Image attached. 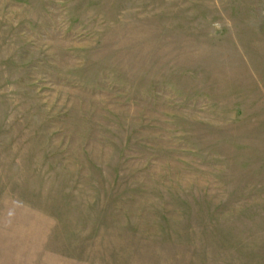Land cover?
<instances>
[{
    "label": "rangeland",
    "instance_id": "374dc122",
    "mask_svg": "<svg viewBox=\"0 0 264 264\" xmlns=\"http://www.w3.org/2000/svg\"><path fill=\"white\" fill-rule=\"evenodd\" d=\"M0 264H264V0H0Z\"/></svg>",
    "mask_w": 264,
    "mask_h": 264
}]
</instances>
